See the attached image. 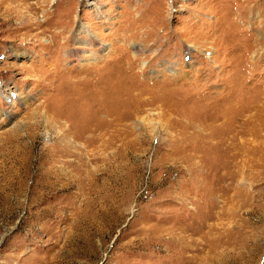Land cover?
I'll list each match as a JSON object with an SVG mask.
<instances>
[{
	"label": "rangeland",
	"instance_id": "rangeland-1",
	"mask_svg": "<svg viewBox=\"0 0 264 264\" xmlns=\"http://www.w3.org/2000/svg\"><path fill=\"white\" fill-rule=\"evenodd\" d=\"M7 14L0 264H264V0H0ZM55 64L116 67L110 102L132 117L87 142L49 106Z\"/></svg>",
	"mask_w": 264,
	"mask_h": 264
},
{
	"label": "bare ground",
	"instance_id": "bare-ground-1",
	"mask_svg": "<svg viewBox=\"0 0 264 264\" xmlns=\"http://www.w3.org/2000/svg\"><path fill=\"white\" fill-rule=\"evenodd\" d=\"M24 8L27 11V9H30V10L36 9V6L29 5V7L25 6ZM13 9L15 10L16 8H13ZM7 12H10L9 8L7 9ZM8 15L9 14H7L6 16L0 17L1 24H8V23L10 24ZM25 18L27 20V17H25ZM29 26L37 28L39 26V24L32 22V23H30ZM53 56H54L53 53H49V56L46 58V62L48 61V58L52 59ZM122 62H121V64H122ZM124 63H126V61ZM115 68H113L112 70H109V72L107 71V73L105 72L106 76H102V77H100V75H98V77L94 76L95 75L94 74L95 69H94V72H92V69H90V70L89 69H86V70L79 69L78 70L72 66L66 67V66H63L62 64H55V67L53 69H51L54 72L53 77L57 76L58 80H60V82H59L58 86L55 87V95L53 96L52 101L49 103V106H50V108L53 106L52 107L53 111L57 115H64L65 120H66L68 127L70 129H73V127H75V125H76L80 128V130L82 132L88 131L89 132L88 137L86 138L87 142L92 141L94 143L95 141H98L97 139H99V140L101 138L103 139V137H105V136H107V134H109L108 130H105V127H107L108 125L110 127V124L115 122L114 128L116 129L118 122H122L123 120H126L127 118L129 119V117H130V111H129L128 107L124 108V106H123L124 103H120V105H122L123 110L122 109L119 110V108H117L116 106L111 105L112 101L110 102V97H112V96L115 97L114 96L115 88H112V87L113 86L115 87V85L118 84V81L120 80V78H118V77H121L120 75L119 76L117 75V77L114 76V73L117 74V70H115ZM121 68L122 67L120 66V70H121ZM119 72L121 74L122 71H119ZM123 81H120V82H123ZM134 83H135V81H134ZM134 85H136V84H134ZM162 87H163V85H162ZM111 92H113L112 96H111ZM127 96H129V95H127ZM138 96H140V95H138ZM5 98H8V97H5ZM156 101H158V100L156 99ZM97 113L100 115V119L97 116ZM225 114H226L227 120L230 119L227 116L226 111H225ZM57 118H59V117H57ZM106 118H109V121ZM103 119H106V121H104ZM123 125L124 124H122V126ZM108 139H106V141L104 139V141L107 143Z\"/></svg>",
	"mask_w": 264,
	"mask_h": 264
}]
</instances>
